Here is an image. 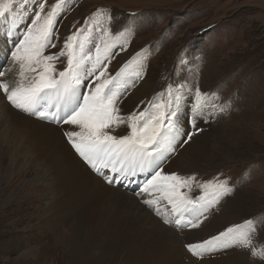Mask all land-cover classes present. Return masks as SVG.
Listing matches in <instances>:
<instances>
[{
  "label": "rangeland",
  "instance_id": "rangeland-1",
  "mask_svg": "<svg viewBox=\"0 0 264 264\" xmlns=\"http://www.w3.org/2000/svg\"><path fill=\"white\" fill-rule=\"evenodd\" d=\"M55 3L56 0H47V6ZM27 7L25 19L16 31L17 41L11 42L5 35H0V53L7 54L0 57V65L13 69L1 79L10 85L17 79L18 72V66L12 64L10 53L14 50V43L23 38L26 26L31 23L34 3L30 2ZM65 9L56 25L61 47L63 39L77 28L86 27L85 19L91 18L98 9L109 10L113 19L108 26L113 32L123 30L130 23L134 26L127 50L119 52L108 66L109 72L114 73L135 53L150 49L144 53L146 58H142L144 79L122 97V113L128 107L123 103L133 96L143 81L149 82L151 90L147 97L134 104L132 112L148 107V102L158 93L167 95L169 87L178 88L183 84L185 101L177 120L180 135L174 142L175 150L186 145L181 143L186 139L183 135L185 132L198 133L202 128L208 132L200 163L202 169L184 176L195 177L190 182L191 190L184 189L185 194L199 197L201 184L214 182L217 177L227 180L233 192L220 204L241 219L237 224H242L245 219L256 220L260 225L258 240L264 243V0H68ZM131 13L139 15L133 18L129 15ZM56 51L49 50L51 53ZM61 60L64 63L55 62L58 70H63L66 64L65 58ZM196 87L214 94L218 104L227 105V111L219 113L209 109L204 116L195 118L194 125L189 92H194ZM7 103L0 92V141L7 127L4 113V104ZM195 126L198 128L192 130L191 127ZM107 131L118 136L127 134L121 124ZM14 155L7 158L6 164H0V185L10 187L5 197H1V204L5 202L10 205L14 201L11 206L13 210L6 214L7 220L2 219L4 215L0 213V230L4 235L0 238V264H71L69 249L64 244L56 243L44 228L45 232H42L46 237L41 238L40 229H36V226L42 227L40 223L46 222L51 215V194L47 190L49 181H44L37 174V169L30 167L27 158L20 156L17 162ZM141 185L134 183L132 192L127 194L150 199L147 193L139 192ZM114 212L111 219L104 220L106 223L111 221L107 225L108 230L96 232L91 239V255L98 260L95 264H118L121 261L120 257L110 260V251L101 252L97 247L98 242L103 240L107 246L115 242L123 245L124 242L116 238L117 232L119 236L124 235V239L135 234L126 223L122 232L119 231L118 215L121 209ZM160 222L177 236L187 230ZM98 225L96 222L95 226ZM161 248L164 246H152L151 258L142 256L130 264H155L160 259ZM230 250L236 252L235 258L241 255L240 264H264L248 250L230 248L227 251ZM120 252L122 256L126 253L124 249H120ZM229 257L226 251H221L205 258L212 261ZM199 259L186 247L181 251L184 264H198ZM225 264L231 263L226 261Z\"/></svg>",
  "mask_w": 264,
  "mask_h": 264
},
{
  "label": "snow or ice",
  "instance_id": "snow-or-ice-1",
  "mask_svg": "<svg viewBox=\"0 0 264 264\" xmlns=\"http://www.w3.org/2000/svg\"><path fill=\"white\" fill-rule=\"evenodd\" d=\"M30 2L34 3L31 23L10 53L12 64L18 66L17 79L13 85L0 79V92L8 104L39 121L71 126L63 133L68 144L105 183L119 185L147 174L140 192L152 198L143 199V204L154 209L155 215H163L165 225L200 228L212 209L233 192V187L217 177L214 182L200 185L199 197H189L184 189L191 190L190 182L195 177L164 169L180 135L177 120L184 106L185 86L169 87L167 95L158 93L148 107L122 114V97L144 79L142 58H146L144 53L150 49L135 53L114 73L109 72L108 66L119 52L127 50L134 26L130 23L113 32L108 26L113 19L109 10L98 9L85 19L86 27L77 28L63 39L61 47L56 25L68 0H56L51 6H47V0H0V35L11 37L16 33ZM129 15L134 18L139 14ZM50 49L57 51L51 53ZM62 57L66 64L63 70H58L55 62L64 63ZM12 70L0 65V78ZM189 95L194 125L195 118L204 116L209 109L227 111L225 103L218 104L214 94L199 87ZM120 124L126 125L127 134H109L108 129ZM195 134L185 132L186 139L181 143H189ZM162 202H166L163 208ZM259 226L256 220L245 219L242 224L227 226L185 247L201 259L240 248L264 261V243L258 240Z\"/></svg>",
  "mask_w": 264,
  "mask_h": 264
},
{
  "label": "bare ground",
  "instance_id": "bare-ground-1",
  "mask_svg": "<svg viewBox=\"0 0 264 264\" xmlns=\"http://www.w3.org/2000/svg\"><path fill=\"white\" fill-rule=\"evenodd\" d=\"M16 36L17 33L11 37L6 36V38L13 42L17 41ZM150 90L149 82L143 81L133 96L131 95L123 103L125 107H128L123 110L122 114L131 113L134 104L147 97ZM4 109L6 121L4 122L7 123V127L2 133L3 140L0 141V164H6L7 158L15 153L14 159L17 162L20 156L24 159L27 158L30 167H35L37 174L44 181H49L47 190L51 194L49 198L51 199V203H49L51 215L48 216L46 222L40 223L42 227L38 226L40 227L38 228L36 226V229H40L38 231H41V238L46 237L43 234L46 231L48 236H51L56 243L64 244L66 249L68 248L70 251L71 264H95L98 262L91 255V239L95 237L96 232L100 233L108 230L107 225H110L111 221L106 223L104 220L111 219L115 215L114 210L116 209H121L118 215L119 231L122 232L123 225L126 223V226L130 227L135 234L124 239V235L119 236L117 232L116 238L123 241V245L115 242L112 245L108 243L109 246H107L101 240L97 243V247L101 252L110 251V260L120 257L121 261H118V264L135 263L142 256L149 259L151 258V247L160 245L164 248H161L160 259L155 264H184L181 260V251L186 244L206 239L241 220L229 213L225 205L219 204L217 209H212L211 215L200 228H186L185 233L177 236L173 233V230L165 228L161 224L160 220L163 221V215L155 216L153 215L155 213L154 209L152 211L147 209V206L143 204L145 198L127 194L132 192L131 189L134 187V183L135 185L143 183L147 174L131 178V181L125 180L119 185H109L105 183L103 177L97 175L71 149L63 135L64 131L70 129L71 126H57L56 124L39 121L33 117H25L22 115L23 113L16 111L8 103L4 104ZM121 125L126 131V125ZM197 128L196 126L191 127L192 130ZM196 134L189 143L175 150L174 156L166 161L164 164L166 172H176L181 176H186L202 169L200 163L204 157L208 132L202 128ZM128 187H130V190H128ZM9 190L8 185H0V213L4 215L2 217L4 220L8 219L6 214L8 212L10 214V211L13 210L11 206L14 201L10 205H6L5 202L1 204V197ZM49 193L46 192V194ZM41 196L43 199V194ZM149 198L152 197L149 196ZM164 205H166V202H162V208ZM96 222L100 225L95 226ZM2 237L4 235L1 234L0 230V238ZM119 248L126 251L123 256ZM226 253L231 257L211 261L209 258H205L208 256L206 255L203 259H199L198 264H225L226 261L231 264H240L241 255L235 258V251L230 250ZM215 255L219 256V254ZM161 259L164 260L161 261Z\"/></svg>",
  "mask_w": 264,
  "mask_h": 264
}]
</instances>
